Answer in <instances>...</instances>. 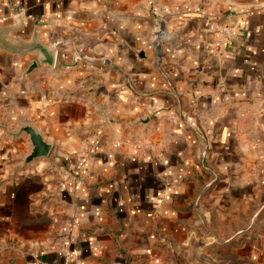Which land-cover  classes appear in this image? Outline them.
Listing matches in <instances>:
<instances>
[{
    "label": "crops",
    "instance_id": "0c3cea01",
    "mask_svg": "<svg viewBox=\"0 0 264 264\" xmlns=\"http://www.w3.org/2000/svg\"><path fill=\"white\" fill-rule=\"evenodd\" d=\"M12 13L59 55L0 48V264H264V0ZM27 124L54 147L24 166Z\"/></svg>",
    "mask_w": 264,
    "mask_h": 264
},
{
    "label": "water",
    "instance_id": "95a60500",
    "mask_svg": "<svg viewBox=\"0 0 264 264\" xmlns=\"http://www.w3.org/2000/svg\"><path fill=\"white\" fill-rule=\"evenodd\" d=\"M18 13L17 19L19 24H22L23 20ZM13 30V27H3L0 28V48L6 49L13 54H35L37 59H35L28 69L25 71L26 75H29L34 69L38 68L40 65H48L50 67H55L58 59L59 52L57 48L44 44L40 41L35 34L29 41H14L9 39V34ZM78 58H85L80 53L75 56ZM88 59V58H85ZM91 60V59H90ZM140 123H148V118L139 119ZM25 132L29 135L32 151L29 155L24 157L23 165H29L37 159L47 158L51 154L54 147L53 143L47 141L43 134L36 129L32 124H27L22 126L17 134Z\"/></svg>",
    "mask_w": 264,
    "mask_h": 264
},
{
    "label": "built area",
    "instance_id": "2783aa9c",
    "mask_svg": "<svg viewBox=\"0 0 264 264\" xmlns=\"http://www.w3.org/2000/svg\"><path fill=\"white\" fill-rule=\"evenodd\" d=\"M21 14V13H19ZM18 13H12L10 15H1L0 14V26L4 24L6 21H8L12 17H17ZM220 33L222 35V41L226 42L229 41L230 38L234 35V30L230 27H222L220 29ZM165 34H161V37H163ZM80 182V181H79Z\"/></svg>",
    "mask_w": 264,
    "mask_h": 264
}]
</instances>
